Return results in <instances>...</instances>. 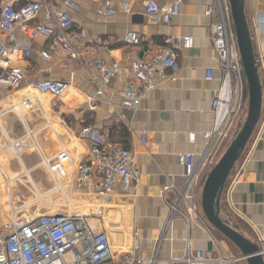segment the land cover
<instances>
[{
  "label": "crops",
  "instance_id": "obj_1",
  "mask_svg": "<svg viewBox=\"0 0 264 264\" xmlns=\"http://www.w3.org/2000/svg\"><path fill=\"white\" fill-rule=\"evenodd\" d=\"M46 1L67 9L74 28L86 29L83 42L89 51L87 58L97 57L127 66L131 60L147 56L172 35H189L193 44L179 51L180 70L176 80L157 79L140 107L127 111L121 107L118 95L128 80L127 74L113 78L104 95L96 96V86L86 77L80 62L52 47L48 38L36 35L29 40L18 35V40L31 41L32 54L16 62L24 73L22 86L0 90V229L13 219L11 207L19 209L18 214L30 217L68 211L44 161L51 160L63 148L72 163L81 162L89 143L80 138L79 132L82 126L92 125L105 143H118L134 156L128 195L121 196L126 193L117 184L115 199L94 197V228L107 233L115 257L136 245L137 255L149 258L158 243L157 257L180 259L187 241L192 250L215 253L221 247L226 255H240L229 250L214 230L199 226L195 220L187 227L182 219L176 218L163 230L168 211L161 198L162 187L170 182L176 185L183 182L184 168L178 164V156L198 155L214 122L211 101L220 86L221 74L213 57L210 29L218 19L216 14L205 15L206 7L214 4V0H181L180 11L169 25L144 13L148 0H129L127 12L119 0H114L115 13L110 16L97 13L87 0L75 2L74 8L63 2ZM152 1L163 5L173 0ZM2 5L0 0V10ZM244 9L254 55L260 63L262 107L253 133L222 190L220 215L257 243L264 258V0H244ZM131 30L140 38L137 45L122 42V36ZM41 50L48 53V59L40 56ZM207 71H211L212 79L206 78ZM45 79L66 81L69 90L61 97L40 94L36 105L23 107L21 101L27 93L23 85ZM87 95L94 96L93 110L89 109ZM245 100L247 108V87ZM141 133L145 134L143 143ZM63 182L58 180L60 185ZM33 193H40L42 198L27 204L26 201L34 198ZM39 207L51 211L33 215L32 211Z\"/></svg>",
  "mask_w": 264,
  "mask_h": 264
},
{
  "label": "built area",
  "instance_id": "obj_2",
  "mask_svg": "<svg viewBox=\"0 0 264 264\" xmlns=\"http://www.w3.org/2000/svg\"><path fill=\"white\" fill-rule=\"evenodd\" d=\"M20 5H16L18 2ZM74 8L80 0H55ZM97 13L110 16L115 13L114 0H87ZM123 11L127 12L129 0H119ZM181 0L158 4L148 0L144 13L155 17L160 23L169 25L180 11ZM216 14L217 22L211 26L210 40L213 57L221 74V83L213 93L211 112L214 115L212 130L206 134V143L198 154L178 156V164L184 168V180L180 185L165 184L161 190L163 204L167 208L165 230L172 220L180 218L188 227L191 221L209 230L200 211V193L203 183L227 147L234 133V120L239 110L233 101L234 91L238 100L242 99L245 80L238 53L236 35L228 0H214L206 7L205 15ZM22 35L29 40L36 35L48 38L54 48L63 50L67 56L81 63L86 77L96 86V96L104 95V89L118 75L127 74L128 80L118 91L121 107L127 111L138 109L147 93L154 88L157 79L175 81L180 70L179 51L192 47L189 35H172L155 47L142 59H133L127 66L117 61L107 63L97 57H89L84 40L86 29L73 27V20L67 9L50 5L46 0H3L0 10V90L20 87L24 81L23 71L16 62L30 58L31 41L18 40ZM140 41L135 31L122 36L126 45H137ZM40 56L48 59V53L40 51ZM207 79H212L207 71ZM26 86L27 93L21 104L30 108L37 104V96L50 94L63 96L70 84L60 79L34 81ZM89 109H94V96L87 95ZM233 128V130H232ZM79 136L89 143L84 159L74 164L65 149H60L51 160L44 161L53 179L57 182L65 213L24 216L19 209L10 208L13 216L0 229V264H238L244 261L242 255H226L220 249L212 251L192 250L187 241L182 258L160 259L157 257L158 243L149 258L139 257L136 245L123 250L117 257L113 254L111 241L105 231L94 228L88 216H94V197L113 199L114 188L120 184L126 197L133 179V153L118 143H105L92 125L82 126ZM145 134L141 133L143 143ZM25 172V170L23 169ZM62 179L60 185L58 180ZM27 204L37 199L33 193ZM82 197L84 200H81ZM78 198V202L77 199ZM2 190L0 186V206ZM81 211H75L76 208ZM90 208L91 211H83ZM216 240V239H214ZM217 242V241H215ZM225 254V255H224Z\"/></svg>",
  "mask_w": 264,
  "mask_h": 264
},
{
  "label": "water",
  "instance_id": "obj_3",
  "mask_svg": "<svg viewBox=\"0 0 264 264\" xmlns=\"http://www.w3.org/2000/svg\"><path fill=\"white\" fill-rule=\"evenodd\" d=\"M236 35L237 47L247 87V111L243 123L234 133L218 161L209 171L200 193V212L208 226L229 241L246 264H264L262 251L232 227L220 215V197L224 185L248 142L260 117L262 88L258 74L259 61L256 59L246 20L244 0H228ZM59 214L60 212H55Z\"/></svg>",
  "mask_w": 264,
  "mask_h": 264
},
{
  "label": "rangeland",
  "instance_id": "obj_4",
  "mask_svg": "<svg viewBox=\"0 0 264 264\" xmlns=\"http://www.w3.org/2000/svg\"><path fill=\"white\" fill-rule=\"evenodd\" d=\"M243 85H244V89H243V93H242V99L241 100H238V95L237 93L234 91V94H233V101L234 103L236 104L235 107L238 108L239 110V113H238V116L235 118L234 120V126L233 128L236 129L237 128V124L238 122L240 123V121L242 120L241 118L245 117L246 115V105H245V94H246V81L243 80ZM44 103H47V101H44ZM241 126V125H240ZM232 128V130H233ZM239 129V128H237ZM36 195L38 196L37 199L39 198H42V195L40 193H36ZM200 195V194H199ZM66 208V210H68L69 208L68 207H64ZM48 212V211H51V209H48V208H44V207H39V208H36L32 211V214L33 215H36V214H39V213H44V212ZM83 211H91V209L89 208H85V210ZM88 219L93 221L94 222V216H88ZM216 233V235L218 236V239L219 240H222V241H225L228 245L227 247L229 248V250H231L232 252H238V250L236 249V247H234L229 241H227L222 235H220L218 232L214 231ZM241 264H246L245 261H241Z\"/></svg>",
  "mask_w": 264,
  "mask_h": 264
},
{
  "label": "trees",
  "instance_id": "obj_5",
  "mask_svg": "<svg viewBox=\"0 0 264 264\" xmlns=\"http://www.w3.org/2000/svg\"><path fill=\"white\" fill-rule=\"evenodd\" d=\"M22 2L20 1V2H18L16 5H20ZM122 146V145H121ZM123 147V146H122ZM125 148V147H124ZM126 149V148H125Z\"/></svg>",
  "mask_w": 264,
  "mask_h": 264
},
{
  "label": "bare ground",
  "instance_id": "obj_6",
  "mask_svg": "<svg viewBox=\"0 0 264 264\" xmlns=\"http://www.w3.org/2000/svg\"><path fill=\"white\" fill-rule=\"evenodd\" d=\"M90 209V208H89Z\"/></svg>",
  "mask_w": 264,
  "mask_h": 264
}]
</instances>
